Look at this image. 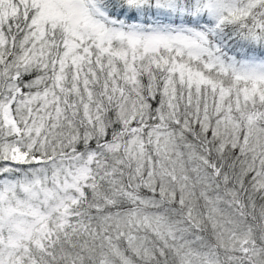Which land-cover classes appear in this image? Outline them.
I'll return each instance as SVG.
<instances>
[{
    "label": "snow or ice",
    "instance_id": "snow-or-ice-1",
    "mask_svg": "<svg viewBox=\"0 0 264 264\" xmlns=\"http://www.w3.org/2000/svg\"><path fill=\"white\" fill-rule=\"evenodd\" d=\"M0 264H264V0H0Z\"/></svg>",
    "mask_w": 264,
    "mask_h": 264
}]
</instances>
